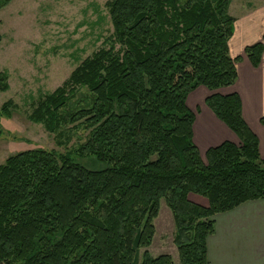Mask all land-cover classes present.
<instances>
[{
  "label": "trees",
  "instance_id": "obj_1",
  "mask_svg": "<svg viewBox=\"0 0 264 264\" xmlns=\"http://www.w3.org/2000/svg\"><path fill=\"white\" fill-rule=\"evenodd\" d=\"M10 1L0 0V9ZM229 4L107 2L109 45L84 58L28 116L58 145L79 126L86 138L65 153L30 148L0 163V264H174L169 254L145 249L161 200L173 216L179 264H207L213 216L264 198V156L239 95L215 92L236 81L241 58L229 54L235 21ZM263 51L264 32L244 56L257 66ZM199 86L213 91L205 105L238 138L209 147L205 160L186 104ZM7 88L0 71V91ZM10 104L2 103L1 114L10 115ZM79 157L102 167L88 168Z\"/></svg>",
  "mask_w": 264,
  "mask_h": 264
},
{
  "label": "rangeland",
  "instance_id": "obj_2",
  "mask_svg": "<svg viewBox=\"0 0 264 264\" xmlns=\"http://www.w3.org/2000/svg\"><path fill=\"white\" fill-rule=\"evenodd\" d=\"M108 1L11 0L0 9V71L5 72L8 85L0 91V107L11 100L10 115L0 112V163L21 150L44 148L65 153L84 141L88 130L79 126L69 142L58 145L53 133L28 116L38 100L59 86L84 58L109 45L113 29ZM251 6L264 8V0H230L229 14L239 19ZM83 94H78L71 106ZM202 158L205 160L204 155ZM76 160L88 168L102 167V163L89 158ZM189 198L207 203L195 194H189ZM153 224L152 242L145 249L151 256L169 254L173 263L179 264L173 244L174 220L163 200Z\"/></svg>",
  "mask_w": 264,
  "mask_h": 264
},
{
  "label": "crops",
  "instance_id": "obj_3",
  "mask_svg": "<svg viewBox=\"0 0 264 264\" xmlns=\"http://www.w3.org/2000/svg\"><path fill=\"white\" fill-rule=\"evenodd\" d=\"M234 18L228 49L231 57H241L236 62L237 79L231 86L215 92L239 95L242 117L257 136L259 155L263 157L264 124L260 118L264 114V51L259 64L253 66L244 56V48L262 40L264 8L257 10L251 6L243 17ZM211 92L199 86L186 100L188 108L195 113L192 134L201 156L209 147L223 141L238 143L236 135L205 105L204 99ZM213 220L214 231L206 239L207 264H264V198L219 212Z\"/></svg>",
  "mask_w": 264,
  "mask_h": 264
}]
</instances>
